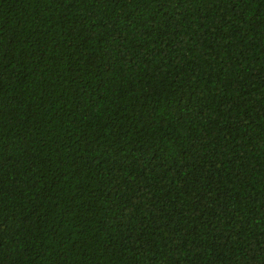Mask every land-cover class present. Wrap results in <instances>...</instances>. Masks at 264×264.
<instances>
[{"label": "trees", "instance_id": "1", "mask_svg": "<svg viewBox=\"0 0 264 264\" xmlns=\"http://www.w3.org/2000/svg\"><path fill=\"white\" fill-rule=\"evenodd\" d=\"M0 264H264V0H0Z\"/></svg>", "mask_w": 264, "mask_h": 264}]
</instances>
